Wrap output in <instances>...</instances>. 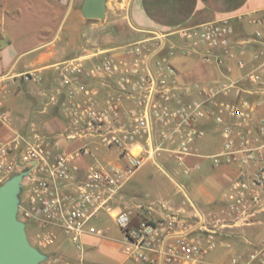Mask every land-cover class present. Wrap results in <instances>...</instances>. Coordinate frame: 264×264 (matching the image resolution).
Wrapping results in <instances>:
<instances>
[{"label": "built area", "instance_id": "2783aa9c", "mask_svg": "<svg viewBox=\"0 0 264 264\" xmlns=\"http://www.w3.org/2000/svg\"><path fill=\"white\" fill-rule=\"evenodd\" d=\"M174 34L179 47L167 46L164 36L154 35L127 45L121 59L97 52L56 64L55 80L44 93L46 105L68 121L57 136L40 135L32 126L22 131L10 127L4 102L11 78L8 73L0 77V128L9 134L7 139L0 136V183L27 172L21 182L26 196L20 199L17 218L40 227L41 247L57 243V230L83 254L86 234L106 236L88 227L105 211L121 235L120 264H215L205 259L206 254L218 246L230 250L227 238L236 229L254 226L264 213V34L254 32L250 52L239 47L231 18L185 26ZM177 52L214 63L224 80L181 88L169 64ZM234 69L246 72L230 80ZM20 78L40 82L35 71ZM94 80L104 81L106 91L88 83ZM206 124L220 128L223 139L219 153L208 158L213 167L236 168L219 210L205 215L188 200L193 213L184 203L178 210L162 204L115 205L136 171L148 161L156 162L161 153L183 165L195 153ZM62 139L81 143L68 152ZM93 140L115 151L114 161L95 159L99 150ZM86 158L94 161L82 167ZM244 239L246 249L229 254L225 264H264V234ZM47 264L85 263L82 255L69 261L55 253Z\"/></svg>", "mask_w": 264, "mask_h": 264}, {"label": "crops", "instance_id": "0c3cea01", "mask_svg": "<svg viewBox=\"0 0 264 264\" xmlns=\"http://www.w3.org/2000/svg\"><path fill=\"white\" fill-rule=\"evenodd\" d=\"M81 3L82 0L0 1V77L8 73L11 78L8 81L10 93L5 99L4 107L10 95L19 89V85L31 82L22 80L21 74L37 72L40 82L31 83L40 87L45 95L44 92L50 89L55 80L56 64L97 52H108L121 59L125 56L124 48L127 45L151 40L154 35L164 36L163 42L167 46L174 43L179 47L181 44L174 32L185 26L231 18L235 38L239 47L247 48L246 52L252 51L250 43L255 30H260L264 34V0H106V16L101 21L84 20L79 11ZM5 22H8L13 33L4 30ZM67 22L69 26L66 31L69 35L77 34L76 29L83 27L79 33L83 40L82 45H74L70 38L64 44L58 45L59 35ZM31 24L35 25L34 41L26 45L23 39L16 38L15 32L20 34L23 25ZM246 43L248 44L245 45ZM246 58H250L249 54ZM169 64L175 68L177 83L181 88H191L195 83L208 86L224 80L220 68L212 62H202L191 52L175 53L169 58ZM245 72L246 70L234 69L228 78L237 80ZM88 83L97 87L101 93L106 91L104 81L94 80ZM190 92L193 94L191 89ZM29 99L33 100V97L29 96ZM203 128L205 134L196 141L195 153L187 157L183 165L177 164L180 173L188 179L193 178L191 185L177 186L195 209L207 215L221 208L228 182L235 176L236 168L235 166L215 168L211 162L208 163L209 157L219 153L223 139L220 128L210 124L204 125ZM0 136L4 139L9 137L6 128H0ZM206 138L209 142L203 143ZM217 139L221 141L220 144L216 143ZM66 146L63 144V148L69 151L78 145L71 146L73 147L71 149H67ZM111 153L107 159L114 161L115 151L112 150ZM80 165L83 167V162H80ZM195 165L199 166L198 170L193 169ZM185 169H189L188 174L184 173ZM125 188L126 185L117 200V204L122 208H128V200L131 198ZM183 203L186 204V211L193 213L188 208V203ZM131 204L134 205L129 208L138 205L137 202ZM163 206L168 210H178L182 207V205L170 207L166 204ZM90 222L89 228L108 232ZM257 225H264V222L259 219L254 226ZM246 232L245 228L236 229L227 240L230 244L237 245L236 240L239 241L240 236L244 238ZM83 242L85 250L83 255L86 256H98L99 251L108 246L106 236L98 238L86 234ZM116 251L120 264L123 258L118 252V247Z\"/></svg>", "mask_w": 264, "mask_h": 264}, {"label": "rangeland", "instance_id": "374dc122", "mask_svg": "<svg viewBox=\"0 0 264 264\" xmlns=\"http://www.w3.org/2000/svg\"><path fill=\"white\" fill-rule=\"evenodd\" d=\"M5 23L6 26H4V30L9 33H13L8 25V22ZM34 26V24H31V26L23 25L21 28L22 32L20 34L15 32L16 38L20 40L23 39L26 45L33 43L35 30ZM68 26L69 23L67 22L64 30L59 35L58 45L64 44L68 38H70L74 45H82L83 40L79 33H81L80 31L83 30V27L80 26V28L78 27V29H76L77 34L69 35L66 31ZM71 54H73V51ZM19 86V89L15 93H12L7 103H5V107L8 109L6 110L9 111L10 127L13 130L20 131L32 126L37 133L47 137L53 135L57 136L60 132H62L63 129H65V127L68 125V121L62 112L55 110L50 105H46L47 97L43 94L41 88H38L31 82H28L23 86ZM29 96H32L33 100L29 99ZM88 140L89 139H84L83 142ZM61 142L67 145V149H71L73 148L71 146L75 147L81 143L80 140L66 143L63 139ZM93 142H95V140H93ZM206 142H209L208 138L203 140V143ZM216 143L220 144L221 141L217 139ZM93 147L94 146L92 145L91 149H93ZM96 147H98L99 151L94 154V158L96 157L99 161L108 160L107 156L109 153L111 156L112 150L106 151L97 144ZM72 150L73 149L66 151L70 152ZM91 159L92 158H86L84 161H82L83 165L88 164L90 161H94V159ZM210 162L211 160H208V163ZM179 171L180 169L177 163H175V161L172 159H168L164 153H161L160 156L156 158V162H146L141 168L138 169V171H136V173L126 184L125 190L130 193L131 197L128 200V208L134 205L131 204L134 202L144 206L151 204H166L170 207L181 206L183 202H188L184 193L178 190L177 185L179 184L189 187L193 178L188 179L187 176H185L183 173H180ZM4 181L5 180H3L0 185ZM25 196V191L22 189V193L20 194V199L22 202L25 200ZM115 205L119 206L118 204ZM259 219L264 222L263 213L257 216V220ZM22 222L25 223V233L28 243L40 254L46 256V259L38 264H47V261L55 253L59 254L63 259L69 261L77 260L82 255L83 262L85 264H90L91 262H99L100 264H118L119 259L117 258L118 256L116 254V249L121 243V235L114 223L113 218L105 211H100L97 214V217L92 219L90 222V224L96 225L97 228L108 231L106 233L108 246L105 247L104 250L99 251L98 256L95 257L94 255H83L84 252L83 254H80L79 251L73 249V247L66 241L62 233L60 231L57 232V230H55V233L57 234V243L52 247L43 248L39 245L38 239V235L41 232L40 227L28 221ZM245 229H247L245 237L255 240L263 235L264 225L251 226ZM236 241L237 245L231 244L230 250H227L226 247L218 246L214 250L209 251L205 256V259L208 262L215 264L227 263L229 260V254L232 252H243L246 249L245 239L242 236H240L239 241ZM126 264L130 263L127 262Z\"/></svg>", "mask_w": 264, "mask_h": 264}, {"label": "water", "instance_id": "95a60500", "mask_svg": "<svg viewBox=\"0 0 264 264\" xmlns=\"http://www.w3.org/2000/svg\"><path fill=\"white\" fill-rule=\"evenodd\" d=\"M79 11L84 20H104L106 0H82ZM26 173L15 174L0 185V264H38L46 259L28 243L25 223L17 218Z\"/></svg>", "mask_w": 264, "mask_h": 264}]
</instances>
